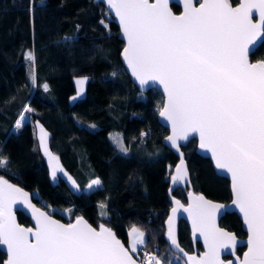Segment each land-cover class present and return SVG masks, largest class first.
Returning <instances> with one entry per match:
<instances>
[{"label": "trees", "instance_id": "16d2710c", "mask_svg": "<svg viewBox=\"0 0 264 264\" xmlns=\"http://www.w3.org/2000/svg\"><path fill=\"white\" fill-rule=\"evenodd\" d=\"M118 34L107 9L95 0H0V157L9 161L0 176L37 195L34 203L63 222L82 216L95 227L106 225L126 246L128 230L138 228L145 233L142 248L162 264H184L166 239L169 196L186 203L189 189L169 190L178 158L162 143L168 134L157 120L163 97L157 89L140 91L131 81L120 59L123 43ZM27 52L34 54V62L25 59ZM261 58L264 39L250 55L251 61ZM78 77L87 78L85 93L71 101ZM36 123L48 133V150L81 191L73 192L62 177L52 181ZM142 132L148 135L142 138ZM112 133L123 138L127 155L115 149ZM195 148V139L181 146L191 189L228 202V180L216 175L210 160ZM96 178L101 186L84 191ZM101 203L106 207L101 209ZM15 213L20 224L30 225L22 212ZM219 224L237 237L246 236L235 213H226ZM177 238L186 251L201 249L191 242L183 220ZM243 250L238 247L236 254ZM134 256L146 264L140 249ZM5 260L0 247V264Z\"/></svg>", "mask_w": 264, "mask_h": 264}, {"label": "snow or ice", "instance_id": "6c2138e0", "mask_svg": "<svg viewBox=\"0 0 264 264\" xmlns=\"http://www.w3.org/2000/svg\"><path fill=\"white\" fill-rule=\"evenodd\" d=\"M106 3L115 12L127 41L122 57L132 76L141 88L150 83L163 88L166 99L159 115L171 126L166 141L179 151V142L197 133L200 148L211 153L216 168L230 174L232 204L239 209L248 230V251L239 264H264V61L248 60L249 46L255 44L264 29V0H240L238 7H233L230 0H202L198 7L194 0H183L180 15L173 14L170 0ZM254 11L259 14L260 23H253ZM24 55L34 62L32 52ZM86 79L76 81L79 87L72 100L82 95ZM44 88L47 91V85ZM24 120L23 116L17 120V130ZM37 127L40 147L49 157L50 166L57 162L52 170L56 179L57 172L64 170L46 146L48 133L39 124ZM146 135L141 133L142 138ZM110 140L119 153H129L121 136H110ZM8 163L0 157V168ZM182 165L181 155L178 175L172 176L174 184L187 176ZM68 180L79 190L76 181L70 176ZM100 186L101 180L96 178L87 189ZM188 195L187 207L173 200L175 207L166 221L167 238L184 253L175 235L176 214L183 209L192 222L193 234L199 233L208 249L199 258L184 253L185 264H222L220 248L235 249L237 243L234 235L215 223L217 213L225 206L212 203L203 195ZM28 196L0 176V245L6 246L8 254L4 264H136L129 249L136 252L137 245L145 244V233L138 228L130 231L131 241L126 249L103 224L97 230L82 217L62 224L36 209ZM18 202L32 209L35 230L15 222L12 205ZM99 207L106 205L101 203ZM145 260L146 264H162L153 255L146 254Z\"/></svg>", "mask_w": 264, "mask_h": 264}, {"label": "water", "instance_id": "95a60500", "mask_svg": "<svg viewBox=\"0 0 264 264\" xmlns=\"http://www.w3.org/2000/svg\"><path fill=\"white\" fill-rule=\"evenodd\" d=\"M96 2H99L101 3L106 9L107 11L109 12L113 22L116 24V26L118 27V31H119V34H118V38L120 41H122L123 43V47L120 51V59L123 63V66L125 67V70L126 72L128 73V75L130 76V79L131 81L138 87V89L140 91H147L148 89H157L160 91L162 97H163V102L164 100L166 99L165 95H164V92H163V88L162 86H160L159 84H153V83H150L148 86L144 87V88H141V86L139 85V83L135 80V77L132 76L131 74V71L127 68V65L125 63V61L123 60V57H122V52H123V49L124 47L126 46V43L127 41L125 40V38L123 37V34H122V30H121V27H120V23H119V20L118 18L116 17L115 15V12H113L111 9L108 8L107 6V3H106V0H95ZM150 2H154V0H150ZM202 2V0H194V3L195 5L198 7L199 6V3ZM174 4L176 6L179 7V12H174L171 5ZM240 4V0L238 1V3L236 5H234L233 7H238ZM169 7L170 9L172 10L173 14L174 15H180L182 14L183 10H184V3H183V0H170V3H169ZM253 23H260V18H259V14L257 12H253ZM264 39V29H262V32L261 34L256 38V41H255V44L254 45H250V52H249V55H248V60L250 63H257V62H260V61H264V58H261V59H258V60H254V61H251L250 60V55L256 50V48L262 43ZM163 102H162V106H163ZM161 106V107H162ZM157 120L158 122L164 126L167 130H168V134L164 137V139L162 140V143L165 147H167L170 151H172L178 158V161L176 163V165L174 166L173 168V172H172V175L170 177V181H169V190H173L177 187H180V188H188V192H187V196H186V203L182 202L181 200H179L178 198H175L173 196H169V202H170V208H169V211H168V215L166 217V220H165V225H166V239L168 241V246L170 248V250L178 255L184 262L185 264V261L187 260V257L184 256V253H187L188 255L190 256H196L197 258H199L200 256H202L208 249L205 247V243H204V240H203V237L199 236V233H196L195 235L193 234V230H192V222L191 220L188 218V214L186 212L183 211V209H178V212L176 214V219H175V235H176V239L178 241V238H177V231H178V224H179V221L180 220H183L186 224H187V227L189 229V238L191 240V242L193 243V245H195L197 242L200 244V247L201 249L200 250H194V251H186L184 248H182L180 246V248H182L184 250V253L182 252H179L177 249H175L170 241L168 240L167 238V224H166V221L169 217V215H172V212H171V209L173 207H175V205L173 204V200L176 199V200H179L181 204H183L185 207L188 206L189 204V195L188 193L191 192L193 195H203L204 198L206 200H209L211 201L212 203H215V204H220V205H224V209H222L220 212L217 213L216 215V219H215V223H216V226L220 229H222L223 231L225 232H228L232 235H234L236 237V247L235 249H233L231 246H228V247H221L220 248V260L222 261V264H239L240 261H242L244 259V253L248 251V245H247V240H248V230H247V226L245 225L244 223V220H243V216L242 214L240 213L239 209L236 208L233 204H232V200H233V194H232V181H231V176L229 173H227L226 171L224 170H221V169H217L216 168V165H215V161L212 159V156H211V153L206 151L205 149H201L200 148V139H199V135L197 133H193L189 136V139L187 141H180L179 144H180V148H179V151H177L176 149L172 148L170 146V144L166 141V137H168L169 135H171V126L170 124H168V122L166 120H164L162 117H160L159 115V111H158V114H157ZM191 139H195L196 140V148H195V152L200 155L201 157H204V158H208L211 162V165L213 167V170L215 172L216 175L220 176V177H224L228 180L229 182V191H230V200L228 202H221V201H217V200H213V199H210L208 197H206L203 193H197V192H194L192 189H191V181H190V174H189V170H188V167H187V163H186V160H185V155L181 149V146H184L185 144L188 143L189 140ZM181 155L183 157V165L181 166L183 169H186L187 171V176L185 177V180L183 182H177V183H173L172 181V176L173 175H178L176 169H177V165H180L181 163ZM28 193V192H26ZM29 194V193H28ZM34 198H38L37 196L33 195V194H29L28 196V199L30 200L31 204L36 208V209H39V211L41 212H44L46 213L47 215H50L52 219L54 220H57L59 221L60 223L62 224H69V223H74L76 218L73 219L71 222H63L62 220L54 217L53 215H51L48 211H46L44 208L36 205L33 201ZM16 211H20L22 212L26 217H28L29 219V223L30 225L26 226L24 224H20L16 218ZM12 212H13V215L15 216V222L22 228H32L33 230H35V226H36V220L33 216V211L31 208H28L26 207L22 202H18L14 205H12ZM226 213H235L238 217H239V220L241 222V227H242V230L244 231V233L246 234L245 237L243 238H240V237H237L235 235L234 232L232 231H229L227 230L226 228L220 226L219 222H220V219L226 214ZM82 217V216H80ZM88 224H90L93 228L99 230L100 226L99 227H95L93 226L91 223H89L84 217H82ZM105 227L109 228L108 226L104 225ZM110 229V228H109ZM113 232V231H112ZM114 233V232H113ZM116 238L118 240L121 241V239H119L117 236ZM121 243L125 246L126 249H129L128 246H126L122 241ZM179 243V241H178ZM1 249L5 252L6 254V260L8 258V254H7V248L6 246L4 245H0ZM238 247H244V250L242 251L241 255H238L236 254V249ZM129 254L132 256V258L136 261V264H143L141 261H139L135 256L134 254L130 251L129 249ZM228 256L229 259L225 260V257ZM5 260V261H6Z\"/></svg>", "mask_w": 264, "mask_h": 264}, {"label": "rangeland", "instance_id": "374dc122", "mask_svg": "<svg viewBox=\"0 0 264 264\" xmlns=\"http://www.w3.org/2000/svg\"><path fill=\"white\" fill-rule=\"evenodd\" d=\"M83 78H86V77H78V78H75L74 79V82H75V85H76V94H77V89H78V85H77V83H76V81L78 80V79H83ZM87 80V79H86ZM85 85H86V82H85V84L83 85V93H82V95L80 96V97H82L83 95H84V93H85ZM76 94H74L72 97H74V96H76ZM80 97H78V98H80ZM71 101H74V100H72V98H71ZM37 124L38 123H36V136H37V140H38V143H39V146H40V129L37 127ZM40 125V124H39ZM41 126V125H40ZM44 129V128H43ZM45 130V129H44ZM46 131V130H45ZM47 132V131H46ZM114 135H117V133H112V134H110L109 135V138H110V136H114ZM119 135V134H118ZM47 139H48V136H47ZM46 146H47V140H46ZM47 148H48V146H47ZM40 149H41V147H40ZM41 151H42V153H43V155H44V157H45V159L47 160V163H48V166H49V171H50V177H51V179H52V181H55V180H57V178H58V176L59 177H62V178H64V180L67 182V184L69 185V187L71 188V190L73 191V192H79V191H81V189H80V187H79V190H76V189H74L73 187H72V183H71V181H69L68 180V176H70L71 178H72V180H74V178L63 168V166L61 165V163H60V161H59V159H58V164H59V166L61 167V168H63V170H64V172H57V178L56 179H53V177H52V170H53V167L56 165V161H53L52 162V166H50V163H49V157L48 156H46L45 155V153H44V150L43 149H41ZM51 154H52V156H54V157H57V155H55L54 153H52L51 152ZM58 158V157H57ZM67 173V176H65L64 175V173ZM75 181V180H74ZM78 185V184H77ZM84 191H90V190H88L87 189V186L83 189ZM92 190V189H91ZM37 196V195H36ZM38 197V196H37ZM54 208L53 207H49V210L50 211H52ZM63 211V210H62ZM64 212V211H63ZM65 213H66V211H65ZM132 230V228H130L129 229V231H131ZM130 239H131V237H130ZM138 246V245H137ZM143 247V245H141V247H140V250H142V249H145V248H142ZM128 248H129V244H128ZM133 254H136V252H132ZM146 262V261H145ZM153 264H155V262L153 261Z\"/></svg>", "mask_w": 264, "mask_h": 264}, {"label": "built area", "instance_id": "2783aa9c", "mask_svg": "<svg viewBox=\"0 0 264 264\" xmlns=\"http://www.w3.org/2000/svg\"><path fill=\"white\" fill-rule=\"evenodd\" d=\"M146 254L151 255V253H150L149 250H147V249H142V250H141V257H142V260H144V261H146V260H145Z\"/></svg>", "mask_w": 264, "mask_h": 264}, {"label": "crops", "instance_id": "0c3cea01", "mask_svg": "<svg viewBox=\"0 0 264 264\" xmlns=\"http://www.w3.org/2000/svg\"><path fill=\"white\" fill-rule=\"evenodd\" d=\"M129 233H130V231L128 230V237H129V239H128V244L130 245V241H131V239H130ZM140 247H141V245H138V246H137V251H136V253L138 252V250L140 249Z\"/></svg>", "mask_w": 264, "mask_h": 264}, {"label": "flooded vegetation", "instance_id": "af4514ba", "mask_svg": "<svg viewBox=\"0 0 264 264\" xmlns=\"http://www.w3.org/2000/svg\"><path fill=\"white\" fill-rule=\"evenodd\" d=\"M227 259H229V257H228V256H226V257H225V260H227Z\"/></svg>", "mask_w": 264, "mask_h": 264}]
</instances>
